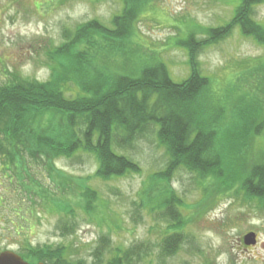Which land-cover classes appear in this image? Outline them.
Returning <instances> with one entry per match:
<instances>
[{"label":"rangeland","instance_id":"1","mask_svg":"<svg viewBox=\"0 0 264 264\" xmlns=\"http://www.w3.org/2000/svg\"><path fill=\"white\" fill-rule=\"evenodd\" d=\"M150 1L129 39L93 32L96 45H71L63 54L77 60L82 56L88 70L98 68L110 75L136 76L143 66L163 62L173 81L181 82L191 73L183 38L192 35L191 41L198 40L199 70L210 78L215 100L220 98L223 107L215 123L218 147L240 129L239 116L248 120L242 130L248 135L226 149L232 154L224 162L226 167L222 164L221 178L211 171L200 174L177 165L167 179L157 181L160 172L170 169L172 157L154 133L125 152L140 170L109 179L94 178L98 164L91 154L59 156L54 171L42 155L25 158L20 149L10 146L13 157L0 155V202L4 200L0 227L10 228L14 238L25 245L63 244L67 247L64 253L88 264L101 263L95 251L102 245L106 261L120 253L121 257L129 254L127 260L132 264H264V197L249 198L241 190L256 166V156L264 154V125L259 133L254 128L264 121V44L236 24L225 38L209 40L210 28L226 26L234 19L240 0ZM254 3L249 9L251 18L264 27V0ZM124 8V0H0V84L14 71L26 80L47 81L52 68H59L57 60L66 62L63 54L52 55L65 42V30L72 32L85 22L98 20L113 32L117 27L113 18ZM15 164L22 177L12 169ZM3 165H8V175ZM62 174L71 180L67 186L61 184ZM81 184L98 194L93 213L82 208ZM65 187V197L70 198L68 192H72L74 199L72 204L67 200L73 209L74 234L62 237L60 217L50 209V199L62 197ZM166 188L165 194L173 193L183 202L178 217L183 241L175 252L161 246L162 237H168V229L175 230L176 223L162 217L160 210L145 206L150 196L162 195ZM250 233L256 234V242L246 245L243 238ZM142 245H146L143 255L133 257Z\"/></svg>","mask_w":264,"mask_h":264},{"label":"trees","instance_id":"2","mask_svg":"<svg viewBox=\"0 0 264 264\" xmlns=\"http://www.w3.org/2000/svg\"><path fill=\"white\" fill-rule=\"evenodd\" d=\"M147 1L124 0L123 13L113 18L117 26L113 32L105 30L98 20L85 22L72 32L65 30V42L52 55L63 54L68 47L79 43H87V47L96 45L93 32L106 34L109 38L119 36L122 41L129 39ZM254 1L240 0L234 19L226 26L210 28L209 40L215 42L225 38L236 24L244 34L264 44V27L253 21L249 12ZM191 36L187 34L183 38L189 52L191 73L181 82L173 81L163 62L143 66L136 76L131 73L110 75L98 68L96 72L93 68L88 70L82 56L78 58L79 62L69 54H63L65 63L57 60L59 68L53 67L50 78L44 82L26 80L15 71L9 73L7 81L0 84V155L7 159L13 157L12 146L20 149L25 158L26 155L34 158L42 155L50 163L49 168L56 171L55 160L59 156L70 158L84 152L93 155L97 161L94 178L109 179L140 170L138 163L125 152L140 138L154 133L172 157L170 169L160 172L157 181L167 179L170 170L177 165L200 174L211 171L221 178V167H226L224 162L232 154L231 149L229 152L226 149L236 141L240 142L243 135H248V132H242L248 120L243 114L239 116L240 129L226 140V144L224 139L221 148L218 147L215 123L220 120L223 107L220 98L215 100L210 78L199 70L195 56L198 40L191 41ZM263 125L262 120L255 124L256 133L262 131ZM258 157L254 161L256 166L241 186L249 198L264 197V154ZM12 169L22 177L16 164ZM60 181L67 186L71 180L62 174ZM80 187L82 208L88 214L93 213L98 194L89 185L81 184ZM66 190L65 187L62 197L50 199V209L60 217L58 227L64 235L74 234L70 216L73 212L70 204L74 199L72 192H68L70 198L65 197ZM161 191L162 195L150 196L145 206L149 205L152 211L160 210L162 217L167 216L176 223L175 230L168 229L171 236L162 237L161 246L162 250L170 248L175 252L183 241L178 218L183 202L173 193L165 194L168 188ZM93 197L96 199L92 202ZM67 200L72 201L69 204ZM31 247L38 256L67 255L64 253L66 248L50 254L53 249L47 245L37 249ZM145 249L146 245L138 252L134 249L133 257L141 256ZM104 250V245L96 248L95 255L100 256L99 261L102 259L99 264L133 263L127 260L129 254L121 257L120 253L108 263ZM159 256L165 255L160 251Z\"/></svg>","mask_w":264,"mask_h":264},{"label":"flooded vegetation","instance_id":"3","mask_svg":"<svg viewBox=\"0 0 264 264\" xmlns=\"http://www.w3.org/2000/svg\"><path fill=\"white\" fill-rule=\"evenodd\" d=\"M3 167L5 170L4 173L6 172L8 175L9 173L8 165H3ZM2 190L0 189L1 194L3 193ZM0 203L1 204L4 203V200H1ZM0 217H1L0 221H2L3 216H0ZM1 228L3 227H0V255L5 252H12L15 255H17L16 257H12V260H14V262H24L27 264H88L84 262V259L73 258L72 255H62L59 257H55L53 255H49L46 257L35 255V252L33 248L31 247V245H25L24 243L18 242V240L14 238L15 236L12 234L13 231L11 233L10 228L5 227L4 230H2ZM16 232L20 233V231L18 230V227L16 229ZM59 232L62 237L70 235V234L64 235V233L61 232L60 230ZM49 247L51 248V250L53 249V252L50 254H54L59 248H61V251L62 249H65V248L67 249L66 246L65 247L63 246V244L49 246ZM35 248L37 249V247ZM113 258L114 257H109L107 260L108 263H110L111 260H113ZM5 259L11 260V258H1L0 263L1 261ZM89 264H92V263H89Z\"/></svg>","mask_w":264,"mask_h":264},{"label":"water","instance_id":"4","mask_svg":"<svg viewBox=\"0 0 264 264\" xmlns=\"http://www.w3.org/2000/svg\"><path fill=\"white\" fill-rule=\"evenodd\" d=\"M243 241L246 245L254 244L256 242V234L255 233L247 234L243 238ZM16 256L17 255H15L12 252H5V253L0 255V259L1 258H11V260L5 259V260L1 261L0 264H27L24 262H14V260H12V257H16Z\"/></svg>","mask_w":264,"mask_h":264}]
</instances>
